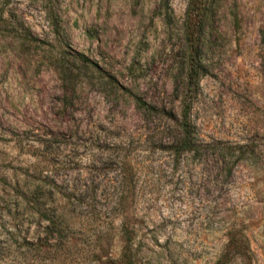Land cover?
Returning a JSON list of instances; mask_svg holds the SVG:
<instances>
[{"label": "rangeland", "instance_id": "obj_1", "mask_svg": "<svg viewBox=\"0 0 264 264\" xmlns=\"http://www.w3.org/2000/svg\"><path fill=\"white\" fill-rule=\"evenodd\" d=\"M165 1L0 0V264H121L122 230L132 264H213L231 230L264 264V0L212 2L190 78Z\"/></svg>", "mask_w": 264, "mask_h": 264}, {"label": "trees", "instance_id": "obj_2", "mask_svg": "<svg viewBox=\"0 0 264 264\" xmlns=\"http://www.w3.org/2000/svg\"><path fill=\"white\" fill-rule=\"evenodd\" d=\"M161 6L164 8V15L169 18V6L165 0H161ZM214 0H186V5L182 19V38L183 47L186 50L185 66L187 69L186 77L190 78L199 66L200 53L203 47V36L205 34V21L209 12V7ZM2 14L0 13V18ZM80 61L87 66H96L89 59L80 58ZM138 106L146 109H153V105L138 99ZM177 127L178 136L171 142V150L178 155L182 152L197 150L199 144L194 135V126L190 118V104L185 100L180 102L177 116L173 118ZM237 149L238 158L243 156V146H233ZM121 239L123 241V250L120 254L121 264H132L129 254L130 237L125 230H122ZM248 247L245 237L238 231H228L225 248L213 264H228L232 257L246 258Z\"/></svg>", "mask_w": 264, "mask_h": 264}]
</instances>
